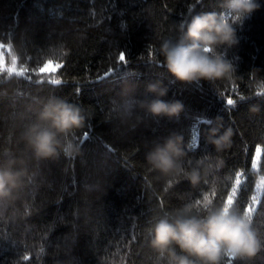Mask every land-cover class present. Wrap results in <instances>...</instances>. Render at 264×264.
I'll return each instance as SVG.
<instances>
[{"label":"trees","instance_id":"trees-1","mask_svg":"<svg viewBox=\"0 0 264 264\" xmlns=\"http://www.w3.org/2000/svg\"><path fill=\"white\" fill-rule=\"evenodd\" d=\"M219 3L0 0V51L8 64L0 68V147L38 98L61 97L88 117L77 133L80 154L38 166L32 189L0 209V264L21 254L23 264H159L146 234L152 217L202 199L213 185L214 200L231 198L264 237V95L254 86L264 80V7L237 26L238 45L220 49L237 68L231 81L180 83L157 55L183 21L219 11ZM50 58L62 65L51 74L59 85L37 75ZM156 82L168 88L166 99L183 103L182 114L146 117L133 131L117 127L114 102L129 89L146 97ZM210 126L232 129L229 147L217 151L207 142ZM173 131L184 136L185 168L214 166L207 183L194 187L181 178L165 191L164 179L149 171L148 152ZM225 264L246 262L227 257ZM250 264H264V251Z\"/></svg>","mask_w":264,"mask_h":264},{"label":"clouds","instance_id":"clouds-1","mask_svg":"<svg viewBox=\"0 0 264 264\" xmlns=\"http://www.w3.org/2000/svg\"><path fill=\"white\" fill-rule=\"evenodd\" d=\"M264 5L260 0H220L219 11L191 15L179 26V35L164 39L157 49L158 57L176 81L183 84L234 79L236 66L220 51L238 45L237 26ZM255 88L264 91V80ZM146 97L130 89L114 102L113 119L117 127L133 131L145 123L146 117L175 119L184 111L179 100H168V88L160 82L149 83ZM35 109L18 116L12 139L0 147V209L15 205L36 181L37 167L61 156L74 157L81 152L77 133L85 127L84 110L67 100L49 95L34 102ZM231 128L220 131L210 126L206 140L217 151L230 146ZM184 136L171 132L148 152L149 171L164 179L167 191L179 179H187L194 187L207 183L213 165L197 161L185 168ZM219 167V165H216ZM213 185L202 199L187 202L171 211L152 217L146 228L147 240L159 264H225L250 262L264 251V237L253 227L245 212L228 203L216 202ZM27 207V203H24Z\"/></svg>","mask_w":264,"mask_h":264},{"label":"snow or ice","instance_id":"snow-or-ice-1","mask_svg":"<svg viewBox=\"0 0 264 264\" xmlns=\"http://www.w3.org/2000/svg\"><path fill=\"white\" fill-rule=\"evenodd\" d=\"M4 48L3 44H0V50H2ZM119 60L124 61L125 60V54L123 52H121L119 54ZM13 63H15V60H13ZM62 67V65L58 62H55L53 59H47L43 65L41 67H39V72H38V76H43L45 74L49 75V82L55 85H59L61 83V80L59 79H55L51 77V74L57 72L60 68ZM0 68L3 69H7L8 68V64L5 61L4 55L2 53V51H0ZM257 95H264V91H260L257 93ZM234 102L233 100L229 99L227 101L228 105H232ZM206 125H211L213 123L212 119H208L204 122ZM227 203L229 205H231L233 203L232 199L229 198ZM249 211H251V209H249ZM43 252V249H41V253ZM40 253L37 254V259L39 258ZM27 257L23 256V254L20 255V257L13 262V264H23V261L26 260Z\"/></svg>","mask_w":264,"mask_h":264}]
</instances>
